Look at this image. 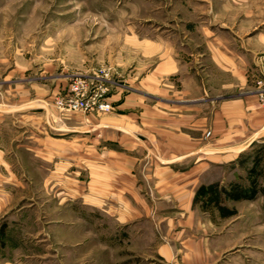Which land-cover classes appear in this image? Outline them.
Here are the masks:
<instances>
[{"label":"crops","instance_id":"crops-1","mask_svg":"<svg viewBox=\"0 0 264 264\" xmlns=\"http://www.w3.org/2000/svg\"><path fill=\"white\" fill-rule=\"evenodd\" d=\"M253 1L181 0L174 27L138 39L142 56L159 58L144 78L154 89L144 94L163 101L148 111L157 142L62 145L48 178L58 185L38 190L50 201L16 207L0 185V264H254L250 221L222 216L209 192L218 160L264 137L251 77L264 31L249 35L244 22L262 14L238 10ZM77 155L82 170H70Z\"/></svg>","mask_w":264,"mask_h":264},{"label":"rangeland","instance_id":"rangeland-1","mask_svg":"<svg viewBox=\"0 0 264 264\" xmlns=\"http://www.w3.org/2000/svg\"><path fill=\"white\" fill-rule=\"evenodd\" d=\"M247 9L262 14L244 19L252 28L249 35L263 33L264 0L238 10ZM181 10V0H0V160H7L0 171L8 175L0 185L11 188L16 207L52 199V193L38 190L57 184L48 178L68 142H157L148 111L162 108L163 101L144 94L153 86L144 78L159 58L142 56L138 39L162 36L176 25L174 13ZM242 19L237 16L236 25ZM253 55L252 92L264 107V46ZM78 80L100 86L95 99L111 108H63L61 101L71 97ZM160 85L157 96H162ZM116 90L125 99L120 107ZM210 135L211 130L204 131V142ZM81 160L77 155L70 170H82ZM218 161L212 201L222 203V216L233 209L229 217L250 221L249 236L258 247L254 264H264V137L233 159ZM235 186L247 194L257 191L253 198L230 201Z\"/></svg>","mask_w":264,"mask_h":264},{"label":"built area","instance_id":"built-area-1","mask_svg":"<svg viewBox=\"0 0 264 264\" xmlns=\"http://www.w3.org/2000/svg\"><path fill=\"white\" fill-rule=\"evenodd\" d=\"M89 87L84 80H78L72 84V95L67 100L61 101V106L69 110L87 109V108H99L100 110L110 109V104L103 101H96V97L99 95L100 86L96 83ZM89 95L93 100L90 102ZM89 99V100H88Z\"/></svg>","mask_w":264,"mask_h":264},{"label":"trees","instance_id":"trees-1","mask_svg":"<svg viewBox=\"0 0 264 264\" xmlns=\"http://www.w3.org/2000/svg\"><path fill=\"white\" fill-rule=\"evenodd\" d=\"M205 189L204 187L200 188L199 191ZM246 190L245 189H242L238 186H235L234 189H232L230 192H229V196H231L232 198L234 199H249V198H253L254 195L256 194V191L255 188L253 189V192L250 193V194H247L245 192Z\"/></svg>","mask_w":264,"mask_h":264}]
</instances>
